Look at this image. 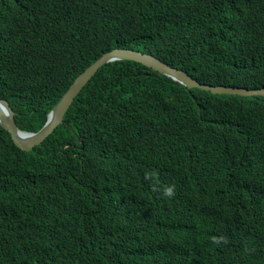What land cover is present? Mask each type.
I'll use <instances>...</instances> for the list:
<instances>
[{"label":"trees","instance_id":"trees-1","mask_svg":"<svg viewBox=\"0 0 264 264\" xmlns=\"http://www.w3.org/2000/svg\"><path fill=\"white\" fill-rule=\"evenodd\" d=\"M114 48L264 87V0H2L0 99L38 131ZM0 264H264V95L124 59L32 151L0 124Z\"/></svg>","mask_w":264,"mask_h":264},{"label":"water","instance_id":"water-1","mask_svg":"<svg viewBox=\"0 0 264 264\" xmlns=\"http://www.w3.org/2000/svg\"><path fill=\"white\" fill-rule=\"evenodd\" d=\"M124 59L143 63L144 65L151 67L162 74L168 75L190 87L200 86L211 89L213 92L234 93L245 96L264 95V88L251 89L245 87H226L221 85L213 86L201 84L185 71L167 64L153 54L129 48H114L113 50L104 53L76 78L69 90L54 107L49 116V120L40 130L32 134H28L27 131L21 130L16 123L15 111L6 99H0V124L12 134V137L18 146L26 151H30L34 146L41 144L54 131V129L63 122L64 115L73 103L74 98L97 73L101 66L112 61Z\"/></svg>","mask_w":264,"mask_h":264},{"label":"clouds","instance_id":"clouds-1","mask_svg":"<svg viewBox=\"0 0 264 264\" xmlns=\"http://www.w3.org/2000/svg\"><path fill=\"white\" fill-rule=\"evenodd\" d=\"M1 1H2V0H0V2H1ZM129 49H130V48H129ZM112 50H113V49H112ZM110 51H111V50H110ZM108 52H109V51H108ZM100 57H101V56H100ZM96 60H97V59H96ZM96 60H95V61H96ZM95 61H94V62H95ZM116 61H118V60H116ZM94 62H93V63H94ZM112 62H114V61H112ZM93 63H92V64H93ZM109 63H110V62H109ZM92 64H91V65H92ZM88 67H89V66H88ZM88 67H87V68H88ZM87 68H86V69H87ZM86 69H85V70H86ZM178 69H179V68H178ZM85 70H84V71H85ZM180 70H182V69H180ZM84 71H82L81 73H83ZM183 71H184V70H183ZM158 72H159V71H158ZM185 72H186V71H185ZM81 73H80V74H81ZM186 73H187V72H186ZM80 74H79V75H80ZM79 75H78V76H79ZM164 75H165V74H164ZM189 75H190V74H189ZM78 76H77V77H78ZM167 76H168V75H167ZM77 77H76V78H77ZM169 77H170V76H169ZM92 78H93V77H92ZM92 78H91V79H92ZM171 78H172V77H171ZM193 78H194V77H193ZM91 79H90V80H91ZM172 79H173V78H172ZM194 79H195V78H194ZM75 80H76V79H75ZM75 80L72 82V84L75 82ZM90 80H89V81H90ZM174 80H175V79H174ZM196 80H197V79H196ZM89 81H88V82H89ZM175 81H177V80H175ZM88 82H87V83H88ZM178 82H180V81H178ZM180 83H181V82H180ZM72 84H71V85H72ZM183 84H184V83H183ZM201 84H203V83H201ZM71 85L69 86V88L71 87ZM86 85H87V84H86ZM86 85H85V86H86ZM184 85H185V84H184ZM207 85H211V84H207ZM85 86H84V87H85ZM213 86H219V85H213ZM221 86H225V85H221ZM84 87H83V88H84ZM226 87H234V86H226ZM69 88H68V90H69ZM83 88H82V89H83ZM203 88H204V89H207V90H211V89H208V88H205V87H203ZM245 88H249V87H245ZM260 88H264V87H260ZM82 89H81V90H82ZM251 89H259V88H251ZM68 90H67V91H68ZM67 91H66V92H67ZM211 91H212V90H211ZM66 92H65V93H66ZM80 92H81V91H80ZM80 92H79V93H80ZM65 93L63 94V96L65 95ZM79 93H78V94H79ZM214 93H225V92H214ZM78 94H77V96H78ZM229 94H234V93H229ZM63 96H62V97H63ZM77 96H76V97H77ZM252 96H254V95H252ZM62 97H61V99H62ZM76 97H75V98H76ZM75 98H74V100H75ZM61 99H60V100H61ZM6 100H7V99H6ZM60 100H59V101H60ZM74 100H73V102H74ZM7 101H8V100H7ZM59 101L57 102V104L59 103ZM8 102H9V101H8ZM9 104H10V103H9ZM57 104H56V105H57ZM72 104H73V103H72ZM72 104H71V106H72ZM10 105H11V104H10ZM56 105H55V106H56ZM55 106H54V107H55ZM71 106H70V107H71ZM11 107H12V106H11ZM54 107H53V108L49 111V113L47 114V120H46V122L49 120V116H50V114L52 113ZM70 107H69V108H70ZM12 108H13V107H12ZM13 110H14V109H13ZM68 110H69V109H68ZM68 110H67V112H68ZM14 111H15V110H14ZM67 112H66V113H67ZM66 113H65V115H66ZM15 115H16V112H15ZM65 115H64V120H63L62 123L65 122ZM15 119H16V117H15ZM46 122H45V124H46ZM16 123H17V122H16ZM62 123H60V124H62ZM45 124H44V125H45ZM60 124H59V125H60ZM17 125H18V124H17ZM44 125H43V126H44ZM59 125H58V126H59ZM43 126H42V127H43ZM58 126H57V127H58ZM42 127H41V128H42ZM57 127H56V128H57ZM19 128H20V127H19ZM41 128H40V129H41ZM56 128H55V129H56ZM20 129H21V128H20ZM40 129H39V130H40ZM55 129H54V130H55ZM21 130H23V129H21ZM24 131H27L28 134H32V133L36 132V131H28V130H24ZM53 132H54V131H53ZM53 132H52V133H53ZM52 133H51V134H52ZM51 134H50V135H51ZM11 135H12V134H11ZM12 138H13V137H12ZM13 140H14V139H13ZM14 142H15V141H14ZM16 145H17V144H16ZM38 145H39V144H38ZM17 146H18V145H17ZM19 147H20V146H19ZM34 147H35V146H34ZM34 147H33V148H34ZM20 148H21V147H20ZM33 148H32V149H33ZM21 149H22V148H21ZM32 149H31L30 151H32ZM22 150H24V149H22ZM24 151H26V150H24ZM28 152H29V151H28ZM164 194H165L166 196H169V197L173 196V195H174V186H171V187H167V188H165V190H164Z\"/></svg>","mask_w":264,"mask_h":264}]
</instances>
